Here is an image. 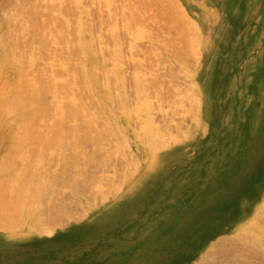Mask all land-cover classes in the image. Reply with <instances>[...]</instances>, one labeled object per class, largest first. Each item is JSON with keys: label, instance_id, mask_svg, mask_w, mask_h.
<instances>
[{"label": "rangeland", "instance_id": "obj_1", "mask_svg": "<svg viewBox=\"0 0 264 264\" xmlns=\"http://www.w3.org/2000/svg\"><path fill=\"white\" fill-rule=\"evenodd\" d=\"M212 1L0 0V103L29 61L66 90L21 148L26 106L1 107L0 181L51 197L0 225V264H264V0Z\"/></svg>", "mask_w": 264, "mask_h": 264}, {"label": "bare ground", "instance_id": "obj_2", "mask_svg": "<svg viewBox=\"0 0 264 264\" xmlns=\"http://www.w3.org/2000/svg\"><path fill=\"white\" fill-rule=\"evenodd\" d=\"M214 1H215V3H216V0H213L212 1V3H214ZM17 5V4H16ZM18 6V5H17ZM16 7V6H15ZM12 16H14V15H12ZM17 16V15H16ZM18 17V16H17ZM10 19V18H9ZM18 19V18H17ZM16 19V20H17ZM7 20V19H6ZM15 20V21H16ZM10 21H11V19H10ZM22 22V21H21ZM52 22V21H51ZM48 24H51L50 22L48 23ZM45 25V24H44ZM47 27L48 26H42V25H40V26H38L37 28H35V33L34 34H38V35H42L41 37L43 38V36L45 35V32L48 30H50V31H53L51 28H49V29H47ZM9 28V27H8ZM16 28H20V30L18 29V41L16 42L18 45H19V47L20 48H22L21 46H20V44L21 45H25V43H26V41H27V38H28V33H26V31H25V29H24V27H23V24L21 23L20 25H19V27H16ZM12 29V28H11ZM54 29V28H53ZM9 30V29H8ZM14 30V29H13ZM11 32V31H10ZM9 32V33H10ZM12 33V32H11ZM14 33V32H13ZM17 33V32H16ZM11 35V34H10ZM8 36V33H7V37H5V35H3L5 38H4V40L5 41H7L8 42V40H9V38H10V41H12V38H11V36ZM13 35V34H12ZM17 37V36H16ZM3 40V39H2ZM3 40V41H4ZM2 42V41H1ZM13 42V41H12ZM16 44V47L18 46ZM6 45V44H5ZM13 46V45H12ZM10 47H11V45H10ZM15 47V49L13 48L12 50H13V52L12 51H9V53L11 54L12 53V57H13V53L15 54V57L16 56H18V61L19 62H21L20 64H22V63H25L26 61H23V60H21V59H23V57H22V55H21V53L19 52V51H17L16 48ZM5 48V47H4ZM36 56V55H35ZM38 57V56H37ZM37 57H35V58H37ZM33 58V57H32ZM14 59V58H13ZM16 59V58H15ZM32 60H35V59H32ZM36 61V60H35ZM18 62V63H19ZM28 62V61H27ZM30 62V61H29ZM29 62L27 63V65L25 66V64H22V66H24V68H22L23 70L21 71V73L20 74H22V73H25V75H27V74H31V72H34V74H35V76L34 77H32V75L30 76L29 75V77H28V80H26V78L22 75H19V77H23L22 79L23 80H26V82L28 81L29 82V84H27V86L29 85V87L28 88H26V90H27V92H25L24 94L26 95L27 93V96H26V99H24L23 98V101L22 100H19L20 98H19V96H24L23 95V92H19V93H21L20 95H19V93L18 92H16V94L18 93V96H16V95H13L12 97L13 98H10V99H12V100H7L6 98H4L5 100H7V101H9V104H6V101L5 102H3V104L2 103H0L1 104V106H0V110L3 108L4 110H6V109H8V111H15L16 113H17V111H16V109L15 108H17V110H19L20 109V111H22L23 109H21V106L23 105V103L25 104V106L26 107H24L25 108V114H24V119H23V125H21L20 127H22L23 126V130L21 131V134H22V136L21 137H19V138H17V139H19V140H17V141H15L16 143L14 144L16 147H19V148H21V146H22V142L23 141H25L26 142V140H32V138L34 139L35 138V133L37 132V121H38V117H39V115L40 114H42V113H44L43 112V110H44V102H43V100H44V98H43V94H44V92L45 91H47V90H49L50 89V91H51V88L53 87L54 88V92H55V90H57L56 92V96L54 97V99H55V101H52V103H53V105H56V104H59L60 102H62L60 99H61V97H62V95H61V97H60V94H61V91L58 89V88H60V89H64L63 87L65 86H62V84H61V86L60 85H58L57 84V87L58 88H56V83H55V85H54V81H52V78L51 79H49V78H46L47 77V75H45L44 76V74L45 73H37V71H36V68H35V66H34V64H33V62L32 63H30L29 64ZM15 63H13V65H14ZM10 67V66H9ZM14 67V66H13ZM15 68H16V66H15ZM9 69V68H8ZM45 69V68H44ZM5 71H7V70H5ZM11 71V70H10ZM18 71H19V68H18ZM52 71V70H51ZM50 71V72H51ZM20 72V71H19ZM18 72V73H19ZM59 72V71H58ZM7 73V72H6ZM13 73V72H12ZM47 73V72H46ZM57 73V72H56ZM55 73V74H56ZM15 74V73H14ZM13 74V75H14ZM52 74V73H51ZM0 75H2V74H0ZM5 76V75H4ZM3 76V77H4ZM16 77V76H15ZM14 77V80L15 79H17V77L15 78ZM31 77V78H30ZM21 78H19V79H21ZM58 78V77H57ZM2 79V78H1ZM19 79H17V82L19 83V82H21L22 81V79H21V81L19 80ZM30 79H31V81H30ZM16 81V80H15ZM23 82H25V81H23ZM25 82V83H26ZM137 82H139V81H137ZM22 83V82H21ZM25 83H22V84H25ZM16 84V83H15ZM14 84V85H15ZM141 84H143V83H140L139 84V86H138V84H137V86L138 87H140V85ZM19 85H21V84H19ZM145 85V84H144ZM147 85V84H146ZM22 86V85H21ZM20 86V87H21ZM24 86V85H23ZM67 86V85H66ZM62 87V88H61ZM142 87V86H141ZM148 87V86H147ZM147 87H145V88H147ZM22 88V87H21ZM52 88V89H53ZM4 89V88H3ZM67 89V88H66ZM140 89V88H139ZM18 90V89H17ZM23 89H21V91H22ZM65 90V89H64ZM64 90H62V92H65ZM1 92H3V91H1ZM5 92V91H4ZM10 92V91H9ZM59 92V93H58ZM3 94H5V93H1V95L3 96ZM10 94H11V92H10ZM15 94V93H14ZM63 94V93H62ZM12 95V94H11ZM5 96H9V95H5ZM11 97V96H10ZM2 98V97H1ZM8 98V97H7ZM19 98V99H18ZM69 100V99H68ZM0 101H1V99H0ZM2 102V101H1ZM51 102V101H50ZM69 102V101H68ZM66 104H69V103H67V102H65ZM72 103V102H71ZM70 103V104H71ZM51 104V103H50ZM69 104V105H70ZM63 105H65V104H63ZM72 105H73V103H72ZM67 106L68 105H65V106H63L62 107V110H64V109H68L67 108ZM71 106V105H70ZM69 106V107H70ZM2 107V108H1ZM51 107V106H50ZM19 108V109H18ZM46 111V110H45ZM10 112V113H11ZM21 113V112H20ZM63 112H61V114H62ZM68 114V113H67ZM44 115H46V113L44 114ZM63 115H64V113H63ZM10 116V115H9ZM11 116H12V113H11ZM14 117H12V118H17L16 120L18 121L19 119L18 118H20V116L19 115H16L15 113H14V115H13ZM4 117V116H3ZM61 117V116H60ZM63 117H65V116H63ZM42 118V117H41ZM66 118V117H65ZM15 119H14V122H17ZM9 121V120H8ZM7 121V122H8ZM21 121V120H20ZM19 122V121H18ZM3 124V123H2ZM6 124V123H5ZM14 124V123H13ZM17 124H19L20 125V122L19 123H17ZM15 125V126H14ZM13 126L11 125V127L12 128H16V124H14ZM63 121H61V120H58L57 121V123L55 124V125H53L52 127H50L49 128V130L47 131V132H42L41 134H37L38 136H40V135H44L45 137L48 135L49 136V134L50 133H52L53 135H55L56 137L57 136H60L61 134L63 135V131H64V129H63ZM8 127H9V125H8ZM10 127V128H11ZM18 128H19V126H18ZM14 130V129H13ZM28 130V131H27ZM20 131V130H19ZM16 132V130L13 132V133H15ZM17 133V132H16ZM19 133V132H18ZM17 133V134H18ZM24 133V134H23ZM39 133V132H38ZM20 134V133H19ZM20 134V135H21ZM17 136H19V135H17ZM37 136V137H38ZM44 136H42L43 138L42 139H45V137ZM48 136L46 137L49 141H50V139L48 138ZM41 137V136H40ZM50 137V136H49ZM61 137V136H60ZM63 137H64V135H63ZM63 137H61V138H63ZM61 138H59V139H61ZM30 140V141H31ZM52 141V140H51ZM24 145V144H23ZM24 148V147H23ZM25 151V150H24ZM26 153V152H25ZM24 154V153H23ZM28 154L26 153V157H25V160L27 159V157L30 155H28ZM8 159H9V157H8ZM24 159V158H23ZM28 159H30V158H28ZM28 159H27V163L28 162H30V161H28ZM10 162H12V160L10 161ZM24 162V161H23ZM22 162V163H23ZM6 162H4V164L2 165L3 167H1L2 168V170L3 171H5V173L2 171V174H3V178L1 179V181H0V186H1V189H0V225H14V224H16V225H18V224H21L22 222H23V219L21 220V218L23 217V218H26L27 220L28 219H30L31 220V222H34L35 223V225H37V227L39 226V225H41L42 224V222L43 221H41L40 219H42L41 218V216H42V214H44V212H42V211H44V209L43 208H45L47 211L46 212H48V208H46V207H44V205H43V203L45 202H43V199L44 200H49L50 199V197L51 196H49V185L48 184H43L44 182H46V181H44L42 184H40V182H42V181H36V185H34V183L32 184V181H30L29 180V178L26 176V175H24L23 176V172H22V169L21 168H19V169H17V167H16V169L13 167V166H11V167H7V165L5 164ZM27 163H25L24 162V164H25V166H26V168H28L29 166H30V164H29V166L27 167ZM24 164H23V166H24ZM13 165V164H12ZM10 166V165H9ZM30 169V168H29ZM1 170V169H0ZM29 173V172H28ZM29 176V175H28ZM41 178V177H40ZM38 182H39V184H38ZM10 184H13L14 185V189L13 190H15V191H13L15 194H13V195H15L13 198H9V197H7V198H5V194L4 193H6L7 192V189H9L10 188ZM8 187V188H7ZM75 187V186H74ZM76 188H77V185H76ZM76 188H74V189H76ZM79 188V187H78ZM11 190H12V188H11ZM76 191V190H75ZM9 192H11V191H9ZM79 192V191H78ZM8 193V192H7ZM80 193V192H79ZM11 197V196H10ZM45 197V198H44ZM45 212V213H46ZM49 213H47V215H48ZM45 215V214H44ZM47 215H45V217L47 216ZM51 217V216H50ZM49 217V218H50ZM53 217V216H52ZM48 217H47V219H49ZM52 219V218H51ZM19 220H21V221H19ZM21 222V223H19V222ZM26 222V221H25ZM45 222V221H44ZM28 224V223H27ZM30 224V223H29ZM32 224V223H31ZM23 225V224H22ZM2 227V226H1ZM163 257H164V255H163ZM160 258H162V257H160Z\"/></svg>", "mask_w": 264, "mask_h": 264}]
</instances>
